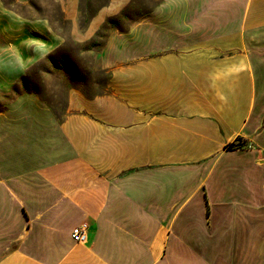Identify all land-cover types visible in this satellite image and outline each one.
<instances>
[{
  "label": "crops",
  "instance_id": "crops-1",
  "mask_svg": "<svg viewBox=\"0 0 264 264\" xmlns=\"http://www.w3.org/2000/svg\"><path fill=\"white\" fill-rule=\"evenodd\" d=\"M155 1L110 29L104 92L1 101L0 264H264V0Z\"/></svg>",
  "mask_w": 264,
  "mask_h": 264
},
{
  "label": "rangeland",
  "instance_id": "rangeland-1",
  "mask_svg": "<svg viewBox=\"0 0 264 264\" xmlns=\"http://www.w3.org/2000/svg\"><path fill=\"white\" fill-rule=\"evenodd\" d=\"M79 1L81 19L76 29V20L67 18L55 0H0V107L1 101L9 103L19 96L21 104L35 93L62 115L71 89L88 96L104 92L108 75L96 69L97 56L110 29H126L156 4L155 0H130L88 37L86 30L95 27L89 24L103 10L106 14L112 0ZM82 4L89 5L90 15L83 17ZM110 19L117 24L109 23Z\"/></svg>",
  "mask_w": 264,
  "mask_h": 264
},
{
  "label": "built area",
  "instance_id": "built-area-1",
  "mask_svg": "<svg viewBox=\"0 0 264 264\" xmlns=\"http://www.w3.org/2000/svg\"><path fill=\"white\" fill-rule=\"evenodd\" d=\"M236 146L237 148H245V149L247 147V145L243 143H240ZM72 238L77 243H86L88 238V225L86 223H83L81 225L76 226L72 231Z\"/></svg>",
  "mask_w": 264,
  "mask_h": 264
},
{
  "label": "trees",
  "instance_id": "trees-1",
  "mask_svg": "<svg viewBox=\"0 0 264 264\" xmlns=\"http://www.w3.org/2000/svg\"><path fill=\"white\" fill-rule=\"evenodd\" d=\"M104 4L106 5V4H108V2H106V3H104ZM104 4H103V5H104ZM89 8H90V7H89L88 4H85V6H84L83 4L81 5V12H82L83 17L86 16V13L89 14V12H88V11H89ZM89 15H90V14H89ZM89 15H88V16H89ZM90 18H91L90 16L87 17V20L89 21ZM109 23H113V24H115V25L117 24V22H116L114 19H110ZM229 148H230V149H237V146H236V145H230Z\"/></svg>",
  "mask_w": 264,
  "mask_h": 264
}]
</instances>
